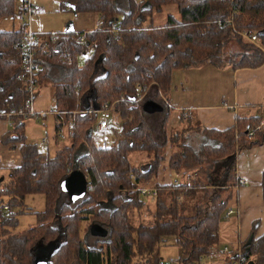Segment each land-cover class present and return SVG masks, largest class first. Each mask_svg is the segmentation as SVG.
<instances>
[{
	"label": "trees",
	"instance_id": "trees-1",
	"mask_svg": "<svg viewBox=\"0 0 264 264\" xmlns=\"http://www.w3.org/2000/svg\"><path fill=\"white\" fill-rule=\"evenodd\" d=\"M69 1L76 11L102 15L100 25L87 31L88 40L94 42L92 55L81 67L75 61H54L57 51L67 49L73 54L83 48L72 39L73 31H66L49 47V54L41 52L38 58L44 75L55 86L57 108H77L78 112L68 134L69 143L52 156L26 140L23 116L11 112L12 129L2 141L20 142L21 161L9 168L3 193L9 213L0 223V264H33L39 246L51 247L47 264H157L159 246L167 236L175 237L180 246L181 263H194L212 245L219 244L218 227L230 198L227 186L234 184L236 149L264 142V127L247 135V128L259 123L264 112L236 114L234 123L223 129L197 121L193 126L182 112L181 124L172 127L167 136L171 106L161 100L157 89L168 87L175 67L262 63L263 50L239 31L255 30L264 45V0ZM167 4H176L179 16L168 14L164 22L154 23V12ZM13 11L14 0H0V17ZM113 20L118 27L116 37L110 30ZM21 33V27L0 29L2 113L22 105L26 96L18 79L19 50L15 45ZM227 48L234 55L228 56ZM147 72L156 79V93L150 97L162 105V115L154 117L158 121L156 125L153 121L154 130L151 114L142 107L144 99L134 98V88L144 84ZM121 93L125 97L115 103L121 117L115 139L109 146H97L89 134L96 114L83 109L93 100L101 106ZM85 141L86 147L82 146ZM168 142L171 169L189 172L179 184L151 179L165 158ZM81 146L85 150L79 153ZM129 151H144L146 158L133 161ZM70 162L74 163L71 168H80L88 179L86 193L75 200L60 186ZM147 183L157 189L154 208L149 222H136L132 209L143 205L139 188ZM36 192L45 196V208L35 211L38 223L15 231L18 220L10 207H20L26 194ZM93 222L107 228L105 237L89 233ZM254 228L255 223L243 247L254 263L264 264V234L255 237Z\"/></svg>",
	"mask_w": 264,
	"mask_h": 264
},
{
	"label": "crops",
	"instance_id": "crops-1",
	"mask_svg": "<svg viewBox=\"0 0 264 264\" xmlns=\"http://www.w3.org/2000/svg\"><path fill=\"white\" fill-rule=\"evenodd\" d=\"M66 1L69 0L62 1V7H68L69 9H72L74 14L77 15L79 11H76L75 8L73 9L70 5H67ZM175 9H176L175 12H170L168 14H173L174 16L178 17L179 11L177 6ZM88 12H92L93 15L97 18V20L95 21V26H93L92 28L83 29L87 31L98 27L102 19V15L100 14V12L97 11H88ZM18 16L21 19L19 14ZM12 20H13L12 28L10 27L4 29L16 28L15 21L14 19ZM162 22L164 21H160V23ZM18 24L19 27L17 28H20L21 27L20 20L18 21ZM71 24L73 27L72 31H76L77 29H75L74 20L68 22L66 26L63 28V30L70 28ZM37 34L39 35V33ZM39 37L43 39V35H39ZM55 41H51L48 44L47 51L43 50L44 42L42 41L40 44L38 54L41 52L45 56L49 54L48 53L49 47ZM93 46H94V42H91L87 46V48L90 49L89 57L93 53V49H94ZM59 52L60 51H57L56 54H54V61H57L59 63L70 64L73 61H75L76 64L79 67H81L86 62L85 59H82L78 55V51H77L73 54L71 52L72 61L70 63H63L59 59ZM42 65L43 64L41 63V69L37 74L38 89L35 99L33 101V107L34 110L36 111V115L23 114L19 112H15V113H18L23 116L22 120L24 121V127H25L26 123L31 124L33 121H36V119L38 118H45L47 112H51L55 118L54 132L52 135L53 138L51 139V137L48 136V134H46L45 136H43L46 137L45 141H42L43 137L41 136L40 138L41 140L40 141L38 140L35 144L37 145V147L46 146V145L48 146L50 141H54L55 144H57L58 139L64 140L62 141L61 144L59 143L60 145L57 146V148L55 149L56 151L63 144L69 143L68 134L71 131L72 127L74 126L75 117H76V113L78 112V109L70 108L60 111L57 108L56 100L54 97L55 86L52 83V81L44 75V69H42ZM38 78L40 79L38 80ZM18 79L22 82L24 88L23 81L19 77ZM155 84H156V79H155V83L150 84L148 89L145 90L143 97H141L142 99L144 100L147 99L146 98L147 95L148 98H152L150 97V95L156 93L154 88ZM74 86H75V91L77 93L78 88H76L77 86L76 83L74 84ZM42 88L47 89L48 98L52 103V107L50 109H48L47 107L46 108L43 107V103L39 95L40 93L39 91ZM157 90L159 92L158 96L161 97V100H163L172 108L169 112L166 121L167 131H169V129H171L172 127H177L181 124L182 112L184 115L186 113V116H188L189 118V124L193 126H196V121H197L198 124H201L206 127L223 129L234 123L236 114H239L240 116H248L250 114H257L264 112V61L256 66L235 67L231 65H225L222 67H218L211 63H204L196 66L175 67L171 71L170 83L168 85L167 91L164 92L165 95H163L164 93L161 88H158ZM21 106L22 105H19L17 108ZM96 106L97 104L93 100L92 105L84 108L83 111L95 112L94 110L96 109ZM98 107L99 106H97V108ZM71 111H74L75 113L74 123L72 126H68L67 122L69 119V115L71 114ZM113 111L119 115L118 111L116 110V106H114V108L111 110V112ZM64 114H67V116H65ZM11 115L12 114L10 112L6 111L2 113L1 111L0 121L6 122V125L12 127L13 119ZM152 119L154 118H151L150 116L149 120ZM94 122L97 123L96 120ZM6 125H4L2 129L0 127V152H6V154H9L10 152L8 150L10 147L12 148L17 147L20 153V158H19L20 160L17 163L11 165L9 164L4 165L0 163V182L5 185L8 179L9 168L19 164L21 161V152L19 148L20 142L15 141V142L5 143L2 141V137L4 136V134L7 131H9V130L2 131L5 128H7ZM106 127H109V119H108V125ZM115 129H114V133L116 135ZM90 131L89 134H91ZM60 132H63L64 135L61 136ZM91 139L92 142L95 145H97L93 141V138ZM87 144L88 142L85 141L82 144V146L86 147ZM82 146L79 149V153L85 150ZM170 152H171V146L168 142L165 148V158L160 162L157 174L151 178L152 181L156 180L159 183H168L174 181V179L180 180L179 178L180 173L171 169V167L168 164V158ZM45 154L49 155L48 153ZM138 157L137 158L139 159V162L143 161L146 158L145 152L143 151V156H138ZM0 158H1V153H0ZM234 167H235L234 184L227 186L228 187L227 194H230L229 195L230 198L227 206L234 207L235 212L231 214L229 217H225L224 215L225 211H223L221 221L218 227L219 244L221 245H225V244L243 245L250 236L254 223H255V228H254L255 237L264 234V190H263L264 142L249 147H245L242 149H236ZM3 168H7V170L2 171ZM72 169L73 168H70L69 171ZM173 175H177V177ZM187 175H189V172H187ZM241 178L245 179V182H239ZM143 186L154 188L156 190V194L153 196L156 198L157 189L155 187L151 186V184L148 183L144 184ZM3 195L4 194L2 193L1 195L2 200H3ZM10 209L14 211L13 207L12 208L10 207ZM12 211H10V213H12ZM8 213L6 214V216H8ZM4 216H2V218Z\"/></svg>",
	"mask_w": 264,
	"mask_h": 264
},
{
	"label": "rangeland",
	"instance_id": "rangeland-1",
	"mask_svg": "<svg viewBox=\"0 0 264 264\" xmlns=\"http://www.w3.org/2000/svg\"><path fill=\"white\" fill-rule=\"evenodd\" d=\"M30 1L32 3L37 4L41 8L38 13H36L35 15L29 18L30 29L36 33H39V35H44L49 32H53V33L60 32L59 34H63L61 33L62 31H64L63 28L66 26L68 22L72 20H74V26H75V29H77L76 31H85L83 29L92 28L93 26H95V21L97 20V18L93 15L92 12L79 11L78 14L75 15L72 9H69L68 7H62L63 0H30ZM20 4H21L20 0H14L13 14L0 17V29L10 28V27L12 28L13 26L12 19H14L15 21L16 28L19 27L18 21L20 20V23H21V19L18 16ZM176 6H177L176 4H167L162 8L161 11L154 12L153 14L154 22L160 23V21H165L168 13L176 11L175 9ZM72 33H75V31H73ZM239 34H241L240 31H239ZM67 36H70V35H67ZM241 36L245 40L249 41L242 34ZM82 46H83L82 49L86 47L84 45ZM226 54L228 56L234 55L233 53H231L230 50H228V48L226 50ZM236 57L238 56H234V58ZM151 75L152 77H154L152 73ZM143 79L145 80L144 82L148 81L147 78H143ZM167 88H162L163 93L167 91ZM39 92H40L39 95H40L41 101L43 103V107L45 108L47 107L48 109H50L52 107V103L48 98L47 89L42 88L40 89ZM122 95L124 94L121 93L119 97H116L113 100L117 101L118 98L119 100H121L122 98L125 97V96L122 97ZM163 95H165V93ZM133 106H134V103H131L130 107H133ZM66 109H70V108H66ZM72 109H75V108H72ZM171 109L172 108L170 107V110ZM150 114H151L150 116H152L153 118L156 116L162 115L160 111H155ZM153 121L155 122V125L158 121L156 119L150 120L152 128L154 130ZM120 122H121V117L114 111L111 112V117H109V127L98 129L97 123L93 122L91 124L92 129L90 131L93 141L97 145H106V146L111 145L115 139L114 129L119 127ZM4 125H6V122L0 121L1 129L3 128ZM6 126L7 128H5L2 131L12 129L11 126L9 125H6ZM54 126H55L54 115L51 112H47L45 118H38L36 119V121H33L31 124L30 123L25 124L24 132H25V136H27L26 140L32 143H36L38 140L39 141L41 140L40 139L41 136L43 137L46 134H48V136H50L52 139L53 138L52 135L54 132ZM155 128H156L155 131H158L159 133L158 125ZM171 132L172 131H170V129L169 131H167L166 129L167 136H169ZM62 141L64 140L58 139L57 144H55L54 141H50L48 146L46 145L47 147L39 146L38 148L42 153H48L49 155H54L55 149L57 148L58 145L62 143ZM8 151L10 152L9 154H6V152H0L1 153L0 163L4 165H8V164L11 165V164L17 163L20 160L19 159L20 153L17 147L15 148L10 147ZM78 152H79V149H78ZM129 156L130 158L133 159V161H135L138 156H143V152L142 151H129ZM138 158L137 160L139 161ZM73 165L74 163L70 162L68 165V168L73 167ZM4 170L6 171L7 168L2 169V171ZM187 172L188 171L182 172V173L179 172L180 180L181 179L185 180V178L186 179L188 178L189 175H187ZM173 176L177 177V175H173ZM122 190H124V188H122ZM140 198L144 200L145 204L143 203V205L137 206V208L132 209V215L134 216V219L136 220V222H138L137 220H144V222H149L150 221L149 219L151 218V211L154 208L153 206L155 202V197L149 194H140ZM24 202L25 203H23V205H20V207L18 205L13 206V209L16 212V217L18 218V223L15 226V231H22V229L27 228L28 226L36 225L38 223L37 222L38 218L36 217L35 211H41L45 208V196L41 192L26 194L24 197ZM21 207H22V210H21ZM181 254H182L181 248L176 243L175 237L173 236H167L165 241L159 246L158 255H159V258L161 259H169V258L179 259L181 258Z\"/></svg>",
	"mask_w": 264,
	"mask_h": 264
},
{
	"label": "built area",
	"instance_id": "built-area-1",
	"mask_svg": "<svg viewBox=\"0 0 264 264\" xmlns=\"http://www.w3.org/2000/svg\"><path fill=\"white\" fill-rule=\"evenodd\" d=\"M21 4L19 7V15L21 17V28L22 33L21 37L18 40L15 45L17 46L19 50V66L20 70L18 72V77L23 81L24 83V89L26 91V96L24 98L23 104L19 108H12L7 112H19L23 114H29V115H36V111L33 107V101L35 99L38 84H37V74L39 73L41 69V62L38 59V51L40 48V44L43 41L44 47L43 50L47 51L48 44L51 41H55L58 38L62 36V34L59 33H53L49 32L43 35V39L39 37V35L32 31L29 27V18L36 13L40 11V7L32 3L30 0H20ZM110 30L113 33L114 36H117V22L112 21ZM66 31H62L61 33H65ZM240 33L245 36L250 42L254 43L255 45L259 46L262 50H264V46L261 43V38L258 35V33L255 30L251 29H241ZM72 39L79 44H82L86 46L84 49L78 51V55L82 59L89 58V51L90 49L87 48V46L90 44V41L88 40L87 30L85 31H75V33L72 34ZM59 59L63 63H70L72 61L71 52L67 49H63L59 52ZM146 78L148 79V82H144V84L138 83L136 84L134 90L135 95L134 98L139 99L143 97L144 92L150 84L155 83L154 77H152L150 72H147ZM76 88H78L76 86ZM124 95H122L123 97ZM115 100L111 101H105L96 108L95 114H96V122L98 128H103L108 125V119L111 114V110L115 106ZM77 112V111H76ZM74 111H71V114L69 115L68 119V126H72L74 123ZM186 115V113H185ZM260 127H264V118L260 120L259 123L254 124L251 127L247 128L248 136H251L256 129H259ZM60 135L63 136V132H60ZM46 137L42 138V141H45ZM175 184H179L180 181L175 179L173 181ZM239 182H245V179L241 178ZM6 190V185L2 184L0 182V199L2 193H4ZM141 193L143 194H149L151 196L156 194V190L151 187H141L140 188ZM2 205L0 206V223L2 216L6 215L9 211V205L7 202H4L2 199ZM235 212V208L232 206H229L226 208L224 215L225 217H229L231 214ZM247 251V248H244L243 245H221V244H214L212 245L205 254L200 256L194 263L191 264H249V261H252V259L247 256L245 253ZM181 259H159L157 264H182ZM252 264H261V263H254L252 261Z\"/></svg>",
	"mask_w": 264,
	"mask_h": 264
},
{
	"label": "water",
	"instance_id": "water-1",
	"mask_svg": "<svg viewBox=\"0 0 264 264\" xmlns=\"http://www.w3.org/2000/svg\"><path fill=\"white\" fill-rule=\"evenodd\" d=\"M67 5H70L73 9L75 8L74 4L70 1H66ZM72 24L70 28L65 31H72ZM142 107L145 111L154 112L162 109V105L153 100L152 98H147L144 100ZM97 108V106H96ZM88 180L86 175L80 170V168H73L70 170L67 175L61 180V188L68 194L70 200H75L86 193ZM89 233L95 237H105L107 235V228L98 222H93L89 226ZM49 246H39L35 250V256L33 264H47V258L50 255ZM49 254V255H48ZM249 264H252V261H249Z\"/></svg>",
	"mask_w": 264,
	"mask_h": 264
}]
</instances>
